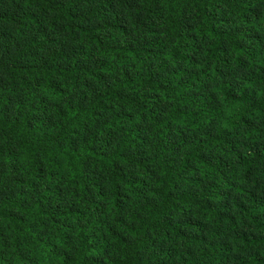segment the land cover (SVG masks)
<instances>
[{"label":"trees","instance_id":"1","mask_svg":"<svg viewBox=\"0 0 264 264\" xmlns=\"http://www.w3.org/2000/svg\"><path fill=\"white\" fill-rule=\"evenodd\" d=\"M0 264H264V0H0Z\"/></svg>","mask_w":264,"mask_h":264}]
</instances>
